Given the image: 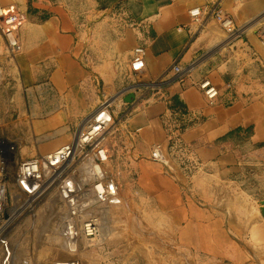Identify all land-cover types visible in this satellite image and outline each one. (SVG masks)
Wrapping results in <instances>:
<instances>
[{
	"label": "crops",
	"instance_id": "0c3cea01",
	"mask_svg": "<svg viewBox=\"0 0 264 264\" xmlns=\"http://www.w3.org/2000/svg\"><path fill=\"white\" fill-rule=\"evenodd\" d=\"M0 2L7 13L21 14L23 47L9 61L0 36V62L9 80L0 86V106L12 102L20 112V117L11 121L0 115L1 132L16 123L25 141L33 135L44 136V141L27 148L34 155L49 154L71 142L79 122L101 101L92 73L120 74L125 56L131 70L134 49L144 47L149 75L141 80L142 87H123L134 104V113L127 120L121 142L133 146L135 155L149 158L146 169L157 175L162 174L151 156L160 154L157 161L165 163L170 173L166 182L174 203L187 187L196 197H209L206 204L210 206L196 207L197 215L209 221L195 223L196 234L212 229L220 235L248 236L254 246L258 244L261 262L264 193L246 188L264 183V48L257 32L264 23V0ZM217 6L234 19L238 29L234 35H228L213 18ZM196 7L204 10L202 25L190 13ZM88 32L95 41L96 56L87 48L84 51ZM174 62L192 67L191 77L178 82L172 70ZM203 78H209L219 90L214 104L199 86ZM174 97L180 98L189 113L186 123H191L180 141L191 150L193 161L177 157L181 154L172 146L164 125L172 115ZM67 125L68 133L53 136ZM3 136L6 141L0 144L18 152V142L5 139L6 133ZM173 157L186 167L173 163ZM21 158L17 155L18 161ZM187 168L194 172L188 175ZM223 186L227 187L224 226L220 209L215 207Z\"/></svg>",
	"mask_w": 264,
	"mask_h": 264
},
{
	"label": "rangeland",
	"instance_id": "374dc122",
	"mask_svg": "<svg viewBox=\"0 0 264 264\" xmlns=\"http://www.w3.org/2000/svg\"><path fill=\"white\" fill-rule=\"evenodd\" d=\"M128 26H130L129 23ZM91 38L92 35L88 32L83 43L84 51L88 49L96 56L98 51H94L95 41ZM16 56H8V60L13 61ZM123 62L121 61L122 71L118 75L91 74V78H95L94 81L97 84L100 103L106 100L113 103L116 118L106 134V139L110 148L112 169L121 183L119 207L107 208L103 217V239L100 242H82L78 255L67 253L52 243L50 233L48 236L45 233L50 227L42 221L50 211L52 202L46 201L36 205L32 204L33 199L24 196V201L18 204L22 207V212L17 213L6 231L8 240L0 243V264H24V260H28L30 264L67 262L78 264H259L258 244L254 246L248 236L222 233L220 235L212 229L196 234L195 223L208 221L197 215L196 207L210 206L211 204H206L209 197L201 194L196 197L194 191L189 192L187 187L184 188V193L183 188L181 189L182 196L180 192L179 201L174 203V197L171 196L172 189L166 182L170 173L165 163L151 156L159 173L162 174L157 175L155 170L146 169L149 158L135 155L133 146L123 145L121 134L127 127L128 118L134 113V104L125 95L126 88L123 89V87H128L129 84L134 85V88L144 85L143 81L131 75V70L128 69L130 63L128 56H125ZM0 66L3 71L0 78L1 86L9 80L2 62ZM0 115H5L11 121L18 119L20 112L12 102H7L0 106ZM17 126L16 123H11L4 133L0 131V142L6 141L1 139L5 137L3 136L5 133L8 137L5 139L18 142V152L9 148V165L5 176L10 184L11 195L19 189L13 177L20 161L17 160V155L19 158L22 157L21 159L39 156L28 152L27 148L38 145L44 138L41 135H33L25 141L22 129ZM68 132L67 125L60 127L53 136L56 138L58 133L62 136ZM23 148H25L24 153ZM181 156L177 155L179 159ZM182 157L186 158V156ZM173 159V163L186 167L185 163H181L174 157ZM185 171L188 175L194 172L188 168ZM251 185L257 186L252 181ZM246 189L264 193V183L259 187L250 186ZM215 200L218 204L215 207L220 209L219 219L224 226L227 215V187L219 188V195ZM34 207L35 209L32 210ZM50 230L52 231V228ZM201 245L213 248H202ZM11 249L14 254L10 253V257L6 260L7 252ZM260 260V263L264 264V252Z\"/></svg>",
	"mask_w": 264,
	"mask_h": 264
},
{
	"label": "built area",
	"instance_id": "2783aa9c",
	"mask_svg": "<svg viewBox=\"0 0 264 264\" xmlns=\"http://www.w3.org/2000/svg\"><path fill=\"white\" fill-rule=\"evenodd\" d=\"M190 13L195 22L200 25L204 23L202 8H193ZM212 16L228 35L232 36L238 30L232 16L226 14L221 7L217 6L212 11ZM20 21L19 12L7 13L0 2V34L6 43L8 56L11 57L16 56L23 48ZM257 32L264 48V23ZM130 68L134 78L144 80L148 77L149 67L144 47L134 49ZM172 70L177 74L178 82H184L191 77L192 67L184 68L179 62H174ZM2 75L0 66V78ZM199 86L210 104L216 103L219 90L212 81L203 78ZM115 118L113 103L109 100L101 102L79 123L71 142L49 154L21 159L13 175L19 188L18 194L15 195H11L10 184L5 178L9 165V145L0 144V243L8 240L6 231L18 211L19 214L22 212V207L17 204L24 201V196L33 199L32 204L36 205L48 200L54 201L55 206L65 211L66 220L61 231L67 249H76L83 236L93 239L92 242H100L103 239L102 224L105 211L120 198L121 191V183L110 164L111 154L106 139ZM164 125L172 146L182 156L193 161L191 150L180 141L188 122L182 123L171 115L164 120ZM153 157L159 160L160 154L154 152ZM16 206L18 208L14 210ZM50 212L46 214L47 217ZM71 240L76 242L73 247ZM10 253L7 252L6 260ZM26 261L28 260H24Z\"/></svg>",
	"mask_w": 264,
	"mask_h": 264
},
{
	"label": "bare ground",
	"instance_id": "6f19581e",
	"mask_svg": "<svg viewBox=\"0 0 264 264\" xmlns=\"http://www.w3.org/2000/svg\"><path fill=\"white\" fill-rule=\"evenodd\" d=\"M61 136L60 133L57 134V137ZM56 137V138H57ZM41 141H44V139H42ZM61 147V146H60ZM111 164V163H110ZM112 167V166H111ZM15 194H18V192H16ZM14 194V195H15ZM13 195V196H14ZM49 202H52V205H51V208H50V213H49V217H47L46 219V215H45V218L44 220L42 221L43 224L45 223L47 225V227L49 226L50 228H52V231L50 230V228L48 229L47 232H45L48 236V234L50 233L51 234V240H52V243H54V245H56V247L60 248V249H63L65 250L67 253H74L75 255L80 252L81 250V247H80V244L82 242H89L91 243L93 241V239H88L86 238L85 236L82 237V239L80 238L79 242H78V247L76 249H67L66 246H65V241L63 239V235H62V231H61V228H62V223H65V220H66V216H65V211H62V208H58V206H55L54 205V201H51V200H48ZM47 201V202H48ZM41 203V202H40ZM39 203V204H40ZM18 205V204H17ZM120 205V198L118 200H115V202L113 204H111V208L115 207V208H118ZM20 206V205H19ZM18 208L17 206L14 208V210ZM35 209L32 208V210ZM19 212V211H18ZM105 215V214H104ZM15 217V216H14ZM61 220V221H60ZM104 223V222H103ZM62 240V241H61ZM70 244L72 245L71 247L75 246L76 245V242L75 240H71L70 241ZM12 254H14L12 252V249L10 251ZM73 254V255H74ZM81 255H83V253L81 252ZM24 264H30V262L26 261L24 262ZM62 264V263H61Z\"/></svg>",
	"mask_w": 264,
	"mask_h": 264
},
{
	"label": "trees",
	"instance_id": "16d2710c",
	"mask_svg": "<svg viewBox=\"0 0 264 264\" xmlns=\"http://www.w3.org/2000/svg\"><path fill=\"white\" fill-rule=\"evenodd\" d=\"M170 109L172 116L174 118H178L179 121L182 123L187 121L188 119V110L185 106V104L180 100L179 97H174L171 100Z\"/></svg>",
	"mask_w": 264,
	"mask_h": 264
},
{
	"label": "water",
	"instance_id": "95a60500",
	"mask_svg": "<svg viewBox=\"0 0 264 264\" xmlns=\"http://www.w3.org/2000/svg\"><path fill=\"white\" fill-rule=\"evenodd\" d=\"M261 211H262V214L264 215V202H263V207H262Z\"/></svg>",
	"mask_w": 264,
	"mask_h": 264
}]
</instances>
